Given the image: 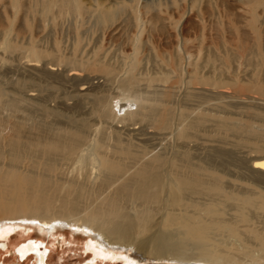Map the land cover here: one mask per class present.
Instances as JSON below:
<instances>
[{
  "label": "bare ground",
  "instance_id": "1",
  "mask_svg": "<svg viewBox=\"0 0 264 264\" xmlns=\"http://www.w3.org/2000/svg\"><path fill=\"white\" fill-rule=\"evenodd\" d=\"M10 1L13 15L1 48L9 61L24 49L26 62L14 70L0 58V250L9 247L4 239L9 231L30 221L46 235L70 226L91 233L96 259L126 247L162 264H264V107L256 103L255 116L231 119L226 113L215 120L178 113L171 128L174 112L163 113L166 100L136 85L143 64L138 43L147 31L143 11L170 3L131 1L138 14L134 21L123 6L93 12L81 0L32 6ZM121 23L137 30L132 52L123 51L125 57L119 52L122 64L105 54ZM21 34L28 42L19 46ZM94 35L89 52L85 48ZM44 39L53 47H45ZM62 45L81 46V55L65 57ZM96 71L104 73L98 86L91 75ZM91 97L117 99L91 109ZM63 100H72V107L62 106ZM154 125L172 129V141L157 151L147 137L140 138ZM198 141L216 144L214 153L196 156L189 145ZM250 150L257 153L248 156ZM83 199L95 201L83 207ZM190 246L198 259L188 254ZM127 252L121 257L134 263ZM14 254L19 261L50 264L51 250L38 239L18 244Z\"/></svg>",
  "mask_w": 264,
  "mask_h": 264
},
{
  "label": "rangeland",
  "instance_id": "2",
  "mask_svg": "<svg viewBox=\"0 0 264 264\" xmlns=\"http://www.w3.org/2000/svg\"><path fill=\"white\" fill-rule=\"evenodd\" d=\"M22 1L24 2H22L23 5L27 4L32 6L34 2L43 0ZM81 1L88 10H93V12L99 11L102 8H107L106 10H115L123 6V8L127 9L134 21L138 16L136 7L129 4V2H136L137 0ZM149 2L153 3L156 2V0H149ZM162 2L170 4L163 5L162 10H159L158 7H156V9L150 7L143 11V19L146 25L143 31H145V29L147 31L142 32V34L145 33V35L143 34L144 37L142 38L141 34V41L138 43L140 45L138 56L143 66H139L141 72L140 70L138 71L140 73L138 77L141 79H139L136 85H139L141 90L145 92L149 89L150 92H147L148 94L150 93L149 95L156 97L159 94L157 98L159 97L160 99L162 98V100H166L168 111L162 112L164 114L166 112V114H170L172 111L174 112L171 128H174L175 123L178 122V120H176L178 118V113L188 114L187 117H190V115L191 117H195L200 113L201 115L204 114L203 116H206L205 118L209 120L210 118L211 120H215L219 116L222 117V115H227L230 119L231 117L244 118L245 114L247 116L248 113L250 115L252 114L251 116H255L256 114H253L255 112L253 105L261 104V106L264 107V62L260 59L262 58L260 51L264 53V0H175V3H171L172 0H163ZM46 3L47 2H43V8ZM98 3L102 4L99 8L95 9ZM5 4L7 7H5ZM0 5L1 43V41L4 40L3 37L5 38L3 30L8 29L11 24V15H13L11 11L13 10V5L11 6L10 0H1ZM154 9L155 11H153ZM5 11H7L8 14H6ZM169 15H171V17ZM19 19L18 23L23 20V12H20ZM149 21H151V23H148ZM130 28L131 27L128 25L121 23L120 28L114 32L111 37L114 45L111 44V41H108V44L106 43L105 54H107V52L112 53L109 54V56H111L109 57L111 61L115 62V60H117L122 64L123 58H121V56L123 55V57H125L123 51H125V53L132 52L133 45L136 43V39L134 38L136 36L134 35L137 34V30L135 31ZM260 31H262V33ZM90 40H92V43L84 48L92 52L93 46L96 44L97 40L96 35L92 36ZM27 42V36L21 34L18 39V45H24ZM48 44L50 47L54 45L51 40L44 39L43 45L48 47ZM1 45L2 44H0V58L2 60L7 59L6 65L8 67L14 70L20 69L26 62L25 59H22V56L26 55L25 50L20 49L11 54L10 60L13 59V61H9V54L3 51ZM81 48V46L71 47L70 45H62V51H60V53L67 58H72L75 55H81ZM115 52H118V55L119 52L120 54L122 53L121 56H118V59L116 58L117 55L115 58L113 57L115 56ZM101 53L103 54L104 52L102 51ZM1 54H3V57L5 54L7 56L2 58ZM1 59L0 62H2ZM145 64L146 66L150 64L151 68L149 65L147 66L148 68H144ZM149 69H152V73L149 72L151 71ZM147 72L148 74L150 73L149 76L152 75V77L150 76L149 78ZM165 74L169 76L165 77ZM91 75L97 76V79H95L96 83L93 84L94 86L103 83L104 77L101 76H103L104 73L96 71ZM195 76H197V78ZM204 77L206 79H204ZM151 78L154 79L152 80ZM201 78L203 80H201ZM97 81L100 82L97 83ZM217 82L218 84L220 83V85H218ZM257 85L258 88H256ZM52 90L56 96L61 92L54 88H52ZM151 90L159 93H151ZM31 93L32 92L29 94ZM46 93L47 92H44V94ZM191 93L193 94L190 95ZM34 95L32 94V96ZM165 95H169L170 97H166ZM116 99L117 97L112 100L111 103ZM168 101H170L171 104L167 103ZM63 102L62 106L65 105V108L72 107V100H68V102L63 100ZM68 103H70V105ZM88 103L92 109L94 106L102 108L110 102H108L107 99L101 102L97 100V97H91ZM53 104L54 103H52V105ZM166 104L158 105L163 106L165 110ZM168 104L172 107L171 111H169L171 108H169ZM178 108H180L181 111ZM93 112L95 116L101 114V112L97 110ZM213 112L216 115L213 116ZM37 115L35 114L36 117L41 116V114ZM36 119L40 121L39 119H41V117ZM208 123L209 125L214 124L213 121ZM171 130L172 129L163 130L160 129L158 125H154L145 129L146 135L143 137L140 136V138L145 139V137H147L149 145L157 147V151L165 147L168 142L172 141V139L169 138ZM214 145L216 144L198 141L196 144L192 142L189 146L190 148L192 147L191 150L196 156L203 157L210 153V151L214 153ZM210 148H212V150ZM226 149L230 150L231 146ZM193 150H195V152ZM196 152H198V154H196ZM256 153L255 150H250L247 155L251 156ZM83 198H85V196ZM87 198L93 199V196L88 194V197L86 195V199ZM86 199L82 200L81 205L85 207L91 204L92 206L95 200L91 201V199H88L85 203ZM158 216L162 217V214L158 213L157 218H159ZM23 222L25 223L9 231L6 235L7 237H4L5 241L7 240L6 242H9V247L6 249L1 248L0 264H34L35 260L33 258L26 262L19 261L14 254L15 247L29 239H38L39 241H43L45 246L47 245L51 250L49 257L50 264H87L93 260H95L97 264H128V259L121 257V254L126 253V251H128L127 256H131L130 261L134 262L129 264H162L142 256L141 253H138L133 248L126 247H120L121 250L118 248L114 250L109 247L113 249L117 255L108 258L98 257L96 259V249L90 246L92 241L91 233H85L80 230L76 232V230L74 231L73 228H71L72 226H70L65 228L60 227L54 233L46 235L32 222ZM189 249L187 252L189 255H192L190 257H195L196 259L200 257L195 254L193 246H190Z\"/></svg>",
  "mask_w": 264,
  "mask_h": 264
}]
</instances>
